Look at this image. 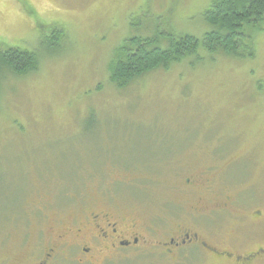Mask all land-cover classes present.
Returning a JSON list of instances; mask_svg holds the SVG:
<instances>
[{
	"label": "rangeland",
	"instance_id": "374dc122",
	"mask_svg": "<svg viewBox=\"0 0 264 264\" xmlns=\"http://www.w3.org/2000/svg\"><path fill=\"white\" fill-rule=\"evenodd\" d=\"M212 1L0 0V50L38 58L24 75L0 73V264H33L45 216L79 200L172 225L229 203L210 225L261 232L264 30L253 33L254 57L201 47L127 86L111 80L133 38L202 39ZM44 203L45 216L33 212ZM143 263L163 264L153 255L120 264Z\"/></svg>",
	"mask_w": 264,
	"mask_h": 264
},
{
	"label": "flooded vegetation",
	"instance_id": "af4514ba",
	"mask_svg": "<svg viewBox=\"0 0 264 264\" xmlns=\"http://www.w3.org/2000/svg\"><path fill=\"white\" fill-rule=\"evenodd\" d=\"M186 182L191 185L194 180ZM101 204L94 199L54 206V218L46 215L53 206L38 205L33 212L46 215L48 225L33 244L29 255L33 264H120L151 255L163 264L264 263V227L256 237H242L224 226L210 225L215 222L212 214L222 213L229 203L198 210L197 219H209L193 225L190 221L195 215L182 222L173 216V222L178 220L176 225L166 218L156 224L130 219L121 208ZM253 215L258 223L264 222L260 211ZM248 238L254 243L245 245Z\"/></svg>",
	"mask_w": 264,
	"mask_h": 264
},
{
	"label": "trees",
	"instance_id": "16d2710c",
	"mask_svg": "<svg viewBox=\"0 0 264 264\" xmlns=\"http://www.w3.org/2000/svg\"><path fill=\"white\" fill-rule=\"evenodd\" d=\"M203 17L209 30L202 39L192 35L172 36L168 42L160 35L133 38L129 42L132 48L120 49L123 58L115 56L110 64L112 82L127 86L158 69H169L197 56L201 47L214 55L254 57L253 33L264 30V0H213ZM63 35V30L56 29L52 39ZM37 68L35 52L15 47L0 50V73L21 76Z\"/></svg>",
	"mask_w": 264,
	"mask_h": 264
}]
</instances>
